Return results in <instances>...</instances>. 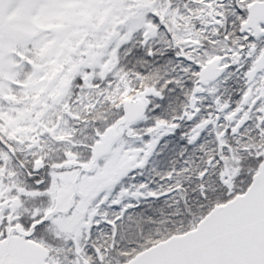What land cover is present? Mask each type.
Segmentation results:
<instances>
[{"label":"flooded vegetation","instance_id":"af4514ba","mask_svg":"<svg viewBox=\"0 0 264 264\" xmlns=\"http://www.w3.org/2000/svg\"><path fill=\"white\" fill-rule=\"evenodd\" d=\"M70 1L69 7L67 0L60 3V25L39 27L40 37L48 35L43 49L35 35L24 44L14 39L20 1L0 0V82L21 76L17 62L27 65L28 79L37 76L31 68L37 70L38 62V80L58 81L55 90L48 87L62 102L56 124L81 98L85 112H93L91 122L98 128L100 114L107 125L77 153L65 137L22 138L21 129L46 132L50 122L37 109L39 121L27 123L32 111L20 105L24 96L17 92L18 111L0 90V240L16 235L35 242L47 250L48 264H123L174 235L175 225H193L190 210L209 212L245 192L257 172L264 156V0H124L114 10L123 19L113 23L105 16L93 30L99 35L110 24L102 48L108 47L111 72L91 80L87 100L82 79L67 84L54 68L79 69L89 52L82 50L85 41L94 51L102 44L81 26L74 37L83 35L71 49L63 22L74 13L70 21L80 23L89 7ZM117 65L121 72L111 74ZM126 67L138 69L137 83ZM128 99L144 101L143 118L94 170L84 171L99 136L121 124ZM136 126L145 127L134 132ZM159 211L161 219L153 215Z\"/></svg>","mask_w":264,"mask_h":264},{"label":"water","instance_id":"95a60500","mask_svg":"<svg viewBox=\"0 0 264 264\" xmlns=\"http://www.w3.org/2000/svg\"><path fill=\"white\" fill-rule=\"evenodd\" d=\"M209 66L201 77L208 75ZM145 112L143 100H125L120 125L108 127L83 170L92 171L114 142ZM47 250L26 238L0 240V264H48ZM123 264H264V156L246 191L215 205L193 229L174 234Z\"/></svg>","mask_w":264,"mask_h":264},{"label":"rangeland","instance_id":"374dc122","mask_svg":"<svg viewBox=\"0 0 264 264\" xmlns=\"http://www.w3.org/2000/svg\"><path fill=\"white\" fill-rule=\"evenodd\" d=\"M21 4V12L19 13V21L14 27V39L17 40L20 44H24L29 40L30 35H35L36 41H38V44H40L44 49L43 43H48L47 34H43L42 37H40L37 33L40 32L39 27L43 28L46 26H56L60 25L61 22L64 19V16L59 14L58 11H61L62 8L60 6V3L62 0H55V5L57 6H51V0H19ZM124 0H97L96 2H92L91 0H84L85 6H88L89 8H84L83 14L80 18V23L75 21H70L73 19L74 13H68V22H63L64 24H68V40L71 43V49L74 47L76 43L79 42L80 38L82 37V33L78 37H74L77 35L76 31H80V27H84V34L88 37L94 38V43L101 44L99 49H96L95 51L91 49L92 46L88 44V41H85V45L83 46V51L86 49H89L87 59L84 61L83 65L78 69L77 65L75 64H69L68 70L61 69V66L55 64L54 68L62 74L63 79L67 78V84H69L71 77L74 79L76 76H78L80 79H82L85 86L83 85L84 94H81L85 97L87 100L89 98V92H90V86L92 84L91 80L95 78V76H98V74H108V58L107 52L108 47L102 48L103 46V40L108 35V32L111 30L109 27L110 24H106L104 27V30L99 35H96L94 33V28L97 27L98 23L105 18V16H108L109 20H115L117 19H123L124 14H121L120 16H117L114 14L115 9H121L123 6ZM112 3V5H111ZM30 5V7H29ZM68 7L71 5V1L67 0ZM84 6V7H85ZM32 8V9H31ZM69 9V8H67ZM109 10H111L109 14ZM30 16L28 15V12H30ZM54 11V13H52ZM115 15V16H114ZM113 17V18H112ZM78 23V24H77ZM112 23V24H113ZM34 27H36L34 29ZM29 34V37L27 36ZM24 45L20 47V51L23 52ZM39 49H41L39 47ZM40 55V54H39ZM39 57V56H37ZM35 58L32 63L36 62ZM8 63H10V59L7 58ZM49 63V62H48ZM40 64L36 62L35 67L38 69V66ZM91 65V66H90ZM19 72L21 73L20 77L17 78L15 81L10 82H0V90L5 91L6 94H9L8 103L6 102L7 106L10 109H17L18 111L21 110V107L19 106L17 102L18 98L17 92H19L22 96V98H19L22 102L20 105L26 106L23 110H30L31 112H27L25 114V120L27 123L29 121H33L34 119L36 121H39L36 115L38 110H42L43 115V121L46 123H49V127L47 128L46 132H44L43 129L39 130L38 128H29L31 132L28 133L27 128H23L20 131H24L25 133L20 132V137L24 138H33L35 140L36 138H44L48 136L49 134L52 138L55 137H65L67 141L69 142L68 149L71 153H77V151H85L86 148H88L93 139H94V131H101L103 128L107 125V120L104 119L100 114L96 116L99 126L97 128L96 125H94L91 122V115L93 112H85L87 101L82 100L79 98L78 100V106L74 105L72 109H69V112L67 113L66 117L61 118L57 124L55 123L56 118L59 116L57 114V108L59 105L62 104L61 98L56 97L55 95H52L54 93L53 90H55V86H57L58 81L54 82H48V79L46 81L44 80H38L37 76L41 74L42 71H37L35 68H31V71H34L38 73L37 76L31 77L30 79L27 78L28 72H23L25 70V67L27 66L23 62H17L16 64ZM64 66V65H63ZM66 66V67H67ZM126 74L133 79V81L136 82V78L139 74L137 73L138 69H132L127 67ZM114 71H112L111 74H119L121 72V67L119 65L114 66ZM53 71V69H52ZM11 73V71H9ZM33 72V73H34ZM32 73V74H33ZM125 71H123L121 74L124 75ZM24 74L25 76L23 77ZM125 74V75H126ZM105 79L109 76L105 75ZM100 82H106V81H100ZM127 83V82H126ZM137 83V82H136ZM53 86V90L48 92V87ZM69 87V86H67ZM136 89V88H135ZM134 88H131V91H133ZM33 92L34 97H29V93ZM130 92H128L127 95H125V98L131 97ZM122 99V98H121ZM5 106L4 100L0 98V105ZM70 105V104H69ZM38 109V110H37ZM34 111V112H33ZM155 113V112H152ZM41 120V121H42ZM76 122L75 124L72 122ZM52 123H55L52 125ZM147 124V122H146ZM145 126H136L133 131L136 132L139 130V128H143ZM97 128V129H95ZM27 130V131H26ZM23 134V135H22ZM70 153V154H71ZM216 195H212L213 202H215ZM164 203V200H163ZM224 204V203H222ZM220 205V204H219ZM190 215L192 217L187 219V222L195 223L196 220V211L190 210ZM149 215V214H148ZM155 217H158L161 219V212H155L153 213ZM184 219V218H183ZM163 222L164 226L168 225L167 220V214L163 215ZM196 225V224H195ZM195 225L185 226L182 225L181 227H178L176 231V227L173 228V231L175 234H181L184 233L190 229H193ZM181 228V229H180ZM82 264V263H78Z\"/></svg>","mask_w":264,"mask_h":264},{"label":"trees","instance_id":"16d2710c","mask_svg":"<svg viewBox=\"0 0 264 264\" xmlns=\"http://www.w3.org/2000/svg\"><path fill=\"white\" fill-rule=\"evenodd\" d=\"M126 69H127V67H126ZM208 212V210H203L201 213H199L198 211H196V220H195V223H193V225H195V224H197L198 222H199V220H201L202 218H201V215H203V214H205V213H207ZM183 225V223H180V224H177V225H175V226H177V227H181ZM190 227H186V229L187 228H191L192 226L191 225H189ZM171 233H175L174 231H171L169 234H171ZM165 237H166V235H165Z\"/></svg>","mask_w":264,"mask_h":264}]
</instances>
